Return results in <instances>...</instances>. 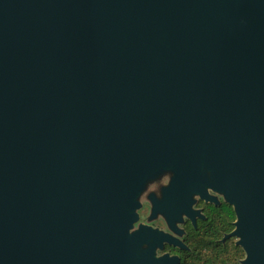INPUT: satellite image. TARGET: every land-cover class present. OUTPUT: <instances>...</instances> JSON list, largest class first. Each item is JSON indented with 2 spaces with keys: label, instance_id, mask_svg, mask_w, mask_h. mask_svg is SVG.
<instances>
[{
  "label": "water",
  "instance_id": "1",
  "mask_svg": "<svg viewBox=\"0 0 264 264\" xmlns=\"http://www.w3.org/2000/svg\"><path fill=\"white\" fill-rule=\"evenodd\" d=\"M203 165L264 264V0H0V264H124Z\"/></svg>",
  "mask_w": 264,
  "mask_h": 264
},
{
  "label": "flooded vegetation",
  "instance_id": "2",
  "mask_svg": "<svg viewBox=\"0 0 264 264\" xmlns=\"http://www.w3.org/2000/svg\"><path fill=\"white\" fill-rule=\"evenodd\" d=\"M200 173L205 178L164 168L145 180L129 209L137 217L124 264H247L234 235L235 206L215 188L210 169L203 165Z\"/></svg>",
  "mask_w": 264,
  "mask_h": 264
},
{
  "label": "trees",
  "instance_id": "3",
  "mask_svg": "<svg viewBox=\"0 0 264 264\" xmlns=\"http://www.w3.org/2000/svg\"><path fill=\"white\" fill-rule=\"evenodd\" d=\"M236 218H237V216H236Z\"/></svg>",
  "mask_w": 264,
  "mask_h": 264
}]
</instances>
